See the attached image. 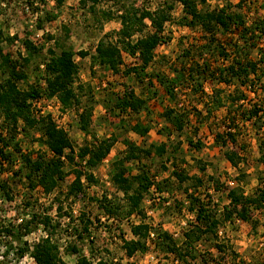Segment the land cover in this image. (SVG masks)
Listing matches in <instances>:
<instances>
[{
	"label": "rangeland",
	"instance_id": "374dc122",
	"mask_svg": "<svg viewBox=\"0 0 264 264\" xmlns=\"http://www.w3.org/2000/svg\"><path fill=\"white\" fill-rule=\"evenodd\" d=\"M166 1L98 0L91 9L89 5L82 7L78 0H63L60 4L56 0H0V48L3 54L17 60L25 74V79L17 83L18 87L21 90L37 88L41 97H46L43 93L45 63L50 57L48 50L59 53L57 47L73 51L78 66L77 80L81 85L77 91L78 107L62 111L55 101L42 100L32 109L35 115H49L65 131L74 150L73 162L64 160V179L52 192L45 194L40 188H30L24 179L20 158L11 148L7 151L12 158L0 165V261L3 264H35L30 251L48 234L57 244L64 264H76L78 255L85 256L92 264L99 260L110 264H173V255L166 253L162 246L158 247L156 236L147 240L145 252L136 253L131 259L125 256L123 240L133 239L130 227L142 221L137 214H127L125 196L112 182L115 162L125 157V140L144 150L150 144L166 145L162 156L155 152L146 156L141 152L138 159L124 162L129 177L144 174L152 182L143 194L140 207L144 222L154 233L167 232L176 245L181 246L183 232L196 223L193 210L196 200L208 211H215L216 218L221 221L217 238L203 236L192 253L197 259L191 262L187 258L188 264H236L239 261L264 264V208H252L249 222L236 217L222 221L224 207L229 203L227 187H239L247 196L264 190V162L260 161L258 148L264 138V114L248 122L236 117V113L240 115V111L251 105L264 106V58L261 59L260 54L264 51V36L258 32L248 33L255 29L249 28L251 23L264 15V0H205L204 3L197 0L202 11L227 7L231 12L240 13L248 27V42L244 46L241 32L236 30L218 32L216 42L208 43L209 36L200 28L180 26L182 7L175 3L169 12L170 19L163 26V42L155 49L152 62L141 76L115 74L94 63L92 56L100 41L116 43L121 29L120 15L132 9L155 11ZM153 31L146 20L132 40ZM25 40L37 48L31 57H27L23 47ZM234 44L240 47L239 53ZM218 45L231 54L230 58L220 56ZM81 52L87 54L81 56ZM26 57L29 61L24 64L22 58ZM122 57L124 68L134 65L132 58L126 54ZM236 57L240 61L244 57L258 61L256 76H251L243 85L236 80L228 85L216 83L217 73ZM202 69H206L205 73ZM156 74L173 83L171 97L157 82ZM127 87L146 103L138 113L120 111L115 106L117 96ZM214 91L219 92L225 106L229 96L242 94L244 97L234 104L229 114L227 108L212 105ZM82 109H91V123L86 132L78 124ZM168 110L185 115L181 131L174 130L167 121L165 113ZM137 123L149 128L146 136L131 130ZM228 126L235 133L236 145L223 146ZM8 133L0 116V135L7 138ZM13 135L12 144L16 143L22 154L32 158L37 155L50 157V152L39 141V128L19 123ZM111 136L116 142L109 154L90 171L94 182H86L82 175V191L70 193L76 171H88L84 162L76 157L78 150ZM220 136L223 138L218 139ZM235 146L244 148L240 152L243 160L237 169L223 155L225 150ZM172 171L186 175L187 180L180 182ZM102 197L111 201L112 210L117 211L114 215L107 216L100 208ZM45 219L49 226H44ZM85 221H89L88 233L82 232ZM215 245H221L223 252L217 251ZM25 246L29 251L19 255L18 249ZM72 247L77 252H73ZM179 263L185 264L180 260Z\"/></svg>",
	"mask_w": 264,
	"mask_h": 264
},
{
	"label": "trees",
	"instance_id": "16d2710c",
	"mask_svg": "<svg viewBox=\"0 0 264 264\" xmlns=\"http://www.w3.org/2000/svg\"><path fill=\"white\" fill-rule=\"evenodd\" d=\"M63 0H56L57 3H62ZM204 3L205 0H199ZM242 1V0H240ZM98 0H78V3L82 7H88L93 9ZM177 3L182 7V16L178 20L180 26H185L190 29L200 28L205 35L209 36L208 43L216 42L217 33H227L231 30L241 32L240 38L242 39L243 46L247 44V34H255L264 36V15L261 19L251 23L249 28L253 31L247 33V24L244 17L240 13L231 12L227 7H223L218 10L202 11L198 8L197 0H168L164 3V6L155 11H149L147 9H132L126 11L120 15L121 29L117 33L116 43L100 41L95 47V55L92 56L94 63L104 66L111 70V72L123 75L134 74L137 77L141 76L146 70L147 66L152 62L154 58L155 49L163 42V26L170 19V10L173 9L174 4ZM149 21L154 28V31L144 37H139L136 40H132L134 35L144 27L145 21ZM255 25V26H253ZM2 34L0 33V44L2 41ZM11 41V40H9ZM57 46V45H55ZM59 46V45H58ZM236 50L240 49L237 44L233 45ZM250 46V45H249ZM23 47L26 49L27 57H31L33 53L37 51V48L28 41L23 42ZM59 48V53L49 49V59L45 63V89L44 95L47 98H56L60 103L62 111L78 107L80 104L77 91L81 89V85L78 84V66L74 60V53L70 49ZM217 52L223 58H230L231 54H228L222 45H218ZM262 54L261 59L264 58V51H260ZM239 53V50L237 51ZM87 53L81 52L80 55L84 56ZM122 54H126L132 58L135 63L131 67H123ZM249 54V53H248ZM22 58L24 64L28 63L29 58ZM245 58V57H244ZM243 58V61L232 59V63L226 66L225 69L219 71L217 75L219 77L214 78L216 83L229 84L234 80L241 82L243 85L251 76H256L258 70V61H250ZM259 59L260 63L262 62ZM234 60H236L234 62ZM203 70V69H202ZM206 70V69H204ZM203 72L205 73V71ZM181 75L180 77H183ZM154 77L160 86L163 87L165 92L171 97L174 88L173 83L163 78L161 75L156 74ZM189 78L192 77L189 75ZM25 79V74L20 70L17 60H12L9 54H3L0 48V116L9 131V137H2L0 135V165L10 161L12 154L7 151L11 148L14 154H18L21 162V169L23 170V176L27 184L31 189L40 188L43 193L49 194L56 187L59 181L64 179L65 173L63 172L64 160L71 163L74 160V150L72 144L65 133L49 115H35L32 111L31 101L41 98V92L37 88L30 87L28 90H21L17 83ZM180 81V80H178ZM176 81L174 82V84ZM200 84V83H198ZM212 105L214 108L225 107L227 113L232 114L231 109L234 108V104L239 100H242L244 95L237 97H228V105H224V101L221 100L218 91H214L212 94ZM145 101L135 95L133 90L127 87L123 94L117 96L116 108L120 111H130L138 113L145 106ZM242 113V114H241ZM235 112H233V115ZM236 117L239 116L241 120L251 121L254 119H260L264 114V106L259 104L251 105L248 109L240 111ZM166 119L169 124L176 131H181L184 126L185 115L182 113H176L174 110H168L165 113ZM91 109H82L78 114V124L82 131L86 132L91 123ZM230 124V119H227ZM19 123H22L24 127L39 128L41 132V139L39 141L50 152V157L37 155L35 158L29 155H24L20 152L16 143L12 144L14 139V132ZM131 130L144 137L149 132L147 126H143L139 123L132 125ZM11 131L13 132L11 134ZM223 137H218L222 139ZM216 140L218 143L219 140ZM116 142L114 137L104 138L96 142L92 146H85L78 150L76 157L84 162V165L88 171L83 173L81 170L76 171V176L69 187V191L72 194L82 191L81 176L88 183L94 182V177L90 172L93 170L106 156L109 154L112 145ZM126 153L122 160L115 162L114 174L112 175V182L115 187L120 190L125 196L127 214H137L142 221L138 224L130 227V233L133 236L131 240H123V250L125 256L131 259L136 253H143L147 249V240L152 233L158 239V247L162 246L166 253L173 255L172 263L176 261L177 264H188V260L194 262L197 258L192 253L196 250L197 243L205 235L215 236L221 221L216 218L215 211H208L199 200H196L194 205V211L196 212V223L190 225V228L183 232V242L181 246H177L172 240L171 235L167 232L154 233L150 225L144 222V214L140 207L143 199V194L149 190L152 186V182L149 181L144 174L129 177L124 167V162L138 159V153H144L146 156H150L152 152H155L158 156L164 155L166 152V145L161 143L159 145L150 144L149 147L144 150L133 142L125 140ZM235 133L232 131L231 126L227 127L225 131L226 144L236 145ZM236 147V146H235ZM232 147L224 151V158L235 169L238 168V164L242 161L241 151L242 146ZM198 148V146H197ZM258 148L260 151V161L264 162V138L259 142ZM67 152L70 153L67 154ZM180 182L187 180L186 175H182L175 171L171 173ZM226 195L229 200L228 206L224 207L223 220H230L233 217L243 221L249 222L252 220L250 210L256 208L263 210L264 208V190H258L254 196H247L243 190L239 187H227ZM100 208L106 213L107 216L115 214V210L111 208V201L106 197H102ZM44 226H49V221L44 220ZM84 233H88L87 225L89 221L84 222ZM252 227L254 225H251ZM154 239V237H153ZM152 239V240H153ZM215 248L219 252H223L221 245H215ZM73 252H77L75 247L71 249ZM27 246L19 248V255H23L28 252ZM30 256L34 260L35 264H64L59 257V251L57 244L52 240L48 234L44 239L37 242L33 249L30 251ZM0 264H3L0 261ZM76 264H92L85 256L78 255ZM97 264H110L104 261H97ZM122 264V263H116ZM126 264H135L128 262ZM201 264H204V262ZM236 264H246L243 261H239Z\"/></svg>",
	"mask_w": 264,
	"mask_h": 264
},
{
	"label": "built area",
	"instance_id": "2783aa9c",
	"mask_svg": "<svg viewBox=\"0 0 264 264\" xmlns=\"http://www.w3.org/2000/svg\"><path fill=\"white\" fill-rule=\"evenodd\" d=\"M34 44V43H33ZM47 101V102H52V101H55V103H56V105H57V107H58V109H61V107H60V103L58 102V100L56 99V98H47V97H41V98H39V99H36V100H32L30 103H31V107H32V109L34 108V107H36V105H39L40 104V101ZM52 119V118H51ZM53 120V119H52ZM153 237H154V235L151 233L150 234V238L151 239H153ZM174 264H177V262L175 261L174 262Z\"/></svg>",
	"mask_w": 264,
	"mask_h": 264
}]
</instances>
